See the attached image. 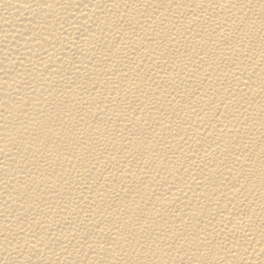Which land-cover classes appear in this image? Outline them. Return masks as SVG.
Instances as JSON below:
<instances>
[{
	"label": "bare ground",
	"instance_id": "6f19581e",
	"mask_svg": "<svg viewBox=\"0 0 264 264\" xmlns=\"http://www.w3.org/2000/svg\"><path fill=\"white\" fill-rule=\"evenodd\" d=\"M0 264H264V0H0Z\"/></svg>",
	"mask_w": 264,
	"mask_h": 264
}]
</instances>
